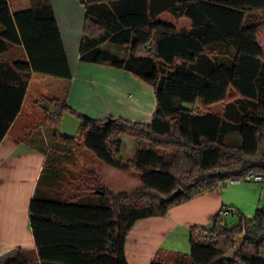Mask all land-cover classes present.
Wrapping results in <instances>:
<instances>
[{"label": "trees", "instance_id": "1", "mask_svg": "<svg viewBox=\"0 0 264 264\" xmlns=\"http://www.w3.org/2000/svg\"><path fill=\"white\" fill-rule=\"evenodd\" d=\"M20 2L0 0V141L21 110L31 73L72 77L49 0ZM82 2L80 61L130 72L151 85L156 107L149 122L107 121L76 112L65 86L61 97L44 96L54 109L44 111L45 133L28 130L25 138L47 153L48 172L41 173L29 205L37 257L18 248L3 264H36L37 258L40 264H129L125 238L137 220L163 216L226 180L264 174V48L256 15L264 0ZM164 13L186 18L189 26L177 29ZM11 45L22 46L26 58L10 59ZM223 101L221 113L205 109ZM64 112L78 118L76 135L58 130ZM123 134L136 140L128 156L122 155ZM81 146L134 173L141 184L113 192L93 167H59ZM65 184L71 186L66 193ZM177 188L181 193L172 195ZM223 217L218 212L211 226L190 228L188 253L159 250L149 264H264V207L232 227ZM241 235L234 258H222Z\"/></svg>", "mask_w": 264, "mask_h": 264}, {"label": "crops", "instance_id": "2", "mask_svg": "<svg viewBox=\"0 0 264 264\" xmlns=\"http://www.w3.org/2000/svg\"><path fill=\"white\" fill-rule=\"evenodd\" d=\"M49 2L55 14L72 74L69 80L65 79V85L59 84L60 91L64 86L67 87V103L76 112L94 119L103 120L111 116L149 122L156 107L151 85L130 72L112 67L108 63L80 61L76 39L73 40L74 46L71 45V26L75 19L80 24L79 38L81 39L82 36L85 16L82 0H49ZM20 4L24 6L25 0H21ZM8 56L10 59L26 58V52L22 46L11 45ZM49 79L55 81L57 77L31 73L21 110L0 141V264L14 256L18 248L37 257L29 223V205L41 173L48 172L44 169L47 153L37 150L32 145L34 140L30 143L25 139L29 136L26 130L28 124L25 125L23 122L41 113L44 117L45 109L48 114L53 113V105L41 101H44V96L52 95ZM61 79L63 78H60V81ZM53 89H57L56 85ZM36 100H39L38 104L35 103ZM67 115L74 117L77 134L79 120L69 112L63 113L57 123L58 130L64 133L65 129L61 128V123ZM123 138L124 134L121 136L122 148ZM126 141L129 145L127 150L131 155L133 152L131 153L130 150L136 148V142H131L129 139ZM46 148L49 150L48 146ZM73 151L74 158L63 160L59 167L76 170L93 167L103 184L111 191H126L121 187L124 183L123 174L115 172L117 169L98 160L92 151L85 147H77ZM57 163L58 160L53 161L54 165ZM133 182L139 184L140 180L135 179ZM42 188L45 191L50 189L45 185ZM228 203L226 188L219 185L171 206L163 216L140 218L128 230L125 238L124 250L128 263L149 264L159 250L168 252L186 250L185 248L189 246L190 228L194 225L211 226L215 214ZM233 204L230 202L229 206L233 207L236 203ZM247 216L251 217L250 213ZM36 264H40L38 258Z\"/></svg>", "mask_w": 264, "mask_h": 264}, {"label": "rangeland", "instance_id": "3", "mask_svg": "<svg viewBox=\"0 0 264 264\" xmlns=\"http://www.w3.org/2000/svg\"><path fill=\"white\" fill-rule=\"evenodd\" d=\"M256 15L261 17L260 18L261 24L259 26L257 38H258L259 43L262 45V48H264V11H259ZM161 16H162V18H164L168 21H171L172 23H175L177 29L189 26V23H188L189 21L186 18H174L168 13H164ZM78 22L75 19L72 23V26H71L72 31H71V35H70V41H71V45L74 46L73 40L76 39L77 48L79 49L81 39L79 38V30H80L79 26H80V24ZM64 31H65V27H64ZM68 47H69V44H68ZM108 47L115 50V47H113V46L109 45ZM49 80L51 81V79H49ZM49 83H50L49 85H51L50 93L52 94L49 97H52V96L61 97L64 95L63 89L61 91L59 89H60V86L65 85L64 84L65 79H61V81H60V78L57 77V79H55V81L53 80ZM59 84H60V86H59ZM54 85H56V88H57L56 90L53 89ZM41 101L46 103L45 100L44 101L41 100ZM223 103H224V101L219 102V103H215V104H212L210 106H207L205 109L211 110L212 112H215V113H221L223 106H224ZM193 108H194V110H198V111L201 109H204V107L202 108V107H200V105H197V104H194ZM74 120H75L74 117H71L70 115H67L65 117L64 121L61 123L62 124L61 128L65 129V130H63L64 133H67L69 135H76V129L77 128L74 124ZM23 124H25V125L28 124L27 127L29 129H26L27 132H28V130H29V132H34V131L38 130L39 132L43 131L45 133L46 124L43 122V114L42 113L40 115L37 114V115H34L33 117H29L28 120L23 122ZM123 139H124V145L122 148V151H123L122 155L128 156L130 152H129V150H127L129 148V145L127 144L126 140L129 139L131 142H133V141L136 142V140L127 134H124ZM134 150H135V148L130 150L131 153ZM181 164L183 165V163H181ZM112 170H115V169H112ZM115 172H119L120 174H123L122 176L124 177V183L121 186L123 190L131 191L132 189L137 187V185H140V182H139V184H134L133 180H135V179L139 180V179H137L138 177L134 173L128 172V171H120V170L119 171L115 170ZM221 186L223 188H226L227 199L229 201L227 206L230 205V202L234 203V204L236 203L235 206H233L234 212L228 213V215L223 217V220L228 227H232L234 225H237L239 217L241 215L247 216L248 213H250V215L253 216L257 207H264V183H262V182H259L256 180H238L235 182L231 181V180H226V181L222 182ZM70 189H71V186L68 184L67 185L65 184V186L63 188V192L66 193ZM241 236H243V235H241ZM239 237L240 236L236 237L232 247H230L228 250L232 249L235 246L236 240ZM243 243H244V241L239 246L238 251L241 249ZM246 248H247V246H246ZM185 249L186 250H183L180 252L181 253H188L189 252V246H187ZM228 250L225 253H227ZM237 253L238 252H236V254ZM261 256L264 257V250L261 251Z\"/></svg>", "mask_w": 264, "mask_h": 264}, {"label": "water", "instance_id": "4", "mask_svg": "<svg viewBox=\"0 0 264 264\" xmlns=\"http://www.w3.org/2000/svg\"><path fill=\"white\" fill-rule=\"evenodd\" d=\"M107 121L108 120H113L114 118H112L111 116H107ZM181 188H177L172 195H176V194H179L181 193ZM98 193H102L101 191H96ZM244 239V236H240L237 240H236V243H235V246L228 250L227 253L223 254L222 258H225V259H232L234 257V255L236 254V252H238V249H239V246L241 245V243L243 242L242 240ZM109 246V245H108ZM108 251H112L111 249V246L108 247Z\"/></svg>", "mask_w": 264, "mask_h": 264}, {"label": "built area", "instance_id": "5", "mask_svg": "<svg viewBox=\"0 0 264 264\" xmlns=\"http://www.w3.org/2000/svg\"><path fill=\"white\" fill-rule=\"evenodd\" d=\"M245 179L246 180H256V181L264 183V174L259 175V174L249 173L246 175ZM231 181H238V180H231ZM228 213H230L229 207H224V208L220 209V211H219V214L221 216H226V215H228Z\"/></svg>", "mask_w": 264, "mask_h": 264}]
</instances>
